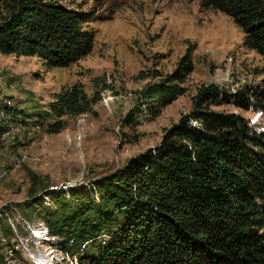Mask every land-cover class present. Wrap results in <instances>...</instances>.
<instances>
[{"label": "rangeland", "instance_id": "obj_1", "mask_svg": "<svg viewBox=\"0 0 264 264\" xmlns=\"http://www.w3.org/2000/svg\"><path fill=\"white\" fill-rule=\"evenodd\" d=\"M89 14L90 53L65 68L36 57L0 54V264H77L95 244L59 250L44 215L52 197L85 189L157 146L163 132L187 116L198 91L248 94L210 109L240 116L264 150V58L242 45V33L201 0H61ZM0 2V21L5 16ZM189 53L191 71L173 102L141 93L170 78ZM75 95L80 113L65 109ZM76 110V109H73ZM133 115L126 124L127 114ZM197 126L195 122H188ZM264 154V151H263ZM33 199L40 203L32 204ZM8 253V254H7Z\"/></svg>", "mask_w": 264, "mask_h": 264}, {"label": "trees", "instance_id": "obj_2", "mask_svg": "<svg viewBox=\"0 0 264 264\" xmlns=\"http://www.w3.org/2000/svg\"><path fill=\"white\" fill-rule=\"evenodd\" d=\"M61 0H0V54L36 57L46 68H65L87 56L93 34L90 15ZM228 17L242 33L244 48L264 58V0H201ZM191 71L185 53L164 82L145 89L143 99L165 106L182 95L171 82ZM248 94L225 95L216 87L198 91L191 112L166 129L157 146L85 189L52 197L44 215L59 250L91 246L77 264H264V154L235 114L212 111L228 99L246 108ZM75 95L65 109L80 113ZM76 109V110H73ZM126 116L127 124L132 117ZM195 122L197 126H190ZM32 204L40 203L33 199Z\"/></svg>", "mask_w": 264, "mask_h": 264}, {"label": "built area", "instance_id": "obj_3", "mask_svg": "<svg viewBox=\"0 0 264 264\" xmlns=\"http://www.w3.org/2000/svg\"><path fill=\"white\" fill-rule=\"evenodd\" d=\"M7 133H13L12 129H9V130H6V131H3V132L0 134V136L5 135V134H7ZM7 254H8V253H7Z\"/></svg>", "mask_w": 264, "mask_h": 264}, {"label": "bare ground", "instance_id": "obj_4", "mask_svg": "<svg viewBox=\"0 0 264 264\" xmlns=\"http://www.w3.org/2000/svg\"><path fill=\"white\" fill-rule=\"evenodd\" d=\"M12 131H13V133H15L13 129H12ZM7 134H8V133H7ZM5 135H6V134H5ZM2 136H4V135H2Z\"/></svg>", "mask_w": 264, "mask_h": 264}]
</instances>
